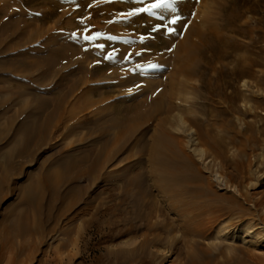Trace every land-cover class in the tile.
Masks as SVG:
<instances>
[{
  "label": "rangeland",
  "instance_id": "374dc122",
  "mask_svg": "<svg viewBox=\"0 0 264 264\" xmlns=\"http://www.w3.org/2000/svg\"><path fill=\"white\" fill-rule=\"evenodd\" d=\"M156 2L0 0V68L4 67V72L9 71L5 70L8 65L14 66L17 78H25L22 74L29 72L36 74L35 87L29 91L52 98L51 92L42 93L46 80L39 73L48 72L53 66L49 60L54 58L58 61L47 77L53 82L49 85L59 82V71L66 77L61 86L79 75L83 77L70 100L89 88L95 101L87 112L105 105L114 110L115 99L122 98L123 106H142L139 111L143 113L137 115L148 114L136 121L137 130L129 134L131 141L124 142L118 153L112 148L118 129L108 130V137L104 134V138L111 137L104 150L111 153V161L97 170L100 180L90 191L83 187L81 199L69 193L71 196L52 210L51 218L47 210L37 215L21 202L26 174L39 175V164L63 148H100L98 141H92L99 137V131L91 135L81 127L68 138L54 131L52 139L37 150L38 158L23 161L25 172L15 169L19 164L8 166L10 172L0 188V264H188L193 253L204 264H264V0H160L163 6L153 9L154 14L128 15ZM51 39L71 60L58 58L54 46L42 53L32 49L50 45ZM187 41L190 47L193 43L201 49L193 48L186 62L193 73L177 71L179 58L185 55L179 48ZM104 57L110 65L116 59L118 65L113 68L107 63L104 72L96 76L93 69ZM109 83L119 84L110 94L93 93L88 87ZM4 84L0 81V97L9 82ZM154 87L152 96L164 93L174 107L170 111L164 108L153 117L149 97ZM8 88L5 94L18 90L14 84ZM100 89L105 91V87ZM10 97L15 101L7 100L6 106L13 105L15 111L19 97ZM10 115L1 116L2 121ZM143 140L146 145L140 151ZM8 150L7 144L0 147L2 164ZM54 165L48 168L52 173V169L58 171V164ZM127 165L133 166L128 175L137 169L143 173V185L152 194L144 197L142 211L126 202L121 211L110 214L107 208L118 201L112 197L123 191L120 179L127 175L122 169ZM108 174L114 177L106 182ZM88 182L83 177L74 185ZM112 183L115 192L110 190ZM88 196L94 197L90 204L84 202ZM234 199L242 208L235 207ZM20 212L31 216L30 225H23L27 230L23 238L13 233ZM110 220L114 221L113 229L108 227ZM190 227L193 232L187 234ZM121 229L126 233L116 237ZM129 256L132 258L127 259Z\"/></svg>",
  "mask_w": 264,
  "mask_h": 264
},
{
  "label": "bare ground",
  "instance_id": "6f19581e",
  "mask_svg": "<svg viewBox=\"0 0 264 264\" xmlns=\"http://www.w3.org/2000/svg\"><path fill=\"white\" fill-rule=\"evenodd\" d=\"M146 27H144V28H146ZM200 32H202V31H200ZM200 35H202V33ZM77 38H79L81 40L80 43L83 42L81 37L78 36ZM57 40L58 39H56V42L59 43V40L58 41ZM187 40H188V36H187ZM53 41L54 40L51 39V41L49 42L50 45H47V43L40 44L38 46H35L32 49L35 50L36 52L38 51V52L42 53V52H45V50L52 48V46H54L56 48L55 52H56V55L58 56V58H63L65 56H67V58L70 59V57L68 56L69 54L68 55L64 54L62 50H60L59 48H57L55 46L56 43H55V41L54 42ZM156 44H158V43H156ZM121 46H119V47H121ZM64 47L69 48V46H64ZM122 47L124 48V46H122ZM184 47H185V49H183ZM184 47L182 46L181 48H179V49L183 50L182 53H185V55L180 53L182 56L183 55L184 56L182 59L179 58V61H181V63H179L180 65L178 64V66L180 68L177 71L180 70L181 72H184V73L185 72L191 73L193 69L190 66H189L190 68H188V66L186 65V62L189 63L188 62L190 60L189 58L192 56L191 54L194 52L193 48H196L199 51H201V49H199L200 47H198L197 44H193V43L191 44V47H190L189 42ZM123 50H125V48ZM179 51H181V50H179ZM195 51H197V50H195ZM122 53H124V51H122ZM180 54H179V56H181ZM46 58H48V57H46ZM104 59H106V58L104 57L101 64L98 65V67L93 69L96 76H99L100 73L104 72L105 65L107 63H109V65L111 63V62L106 61ZM55 60L56 59H54V58H52V61L49 60V62H52L51 65H53V66L55 65V64H53V63H55L54 62ZM115 60L116 59L111 60L114 64L110 65V67L116 68V65H118V64L116 63ZM56 61H58V60H56ZM194 62L197 63L196 61H194ZM75 64H77V66L79 68L81 67L80 62L79 63L75 62ZM53 66L52 67L50 66L51 68H48L49 69L48 72L47 71L46 72L41 71L39 73L40 78L46 80V81L44 80L45 81L44 83L42 82L44 84V85H42V88L45 89L44 91L41 90L42 93L45 91L47 92V94L51 92L53 94L52 98H48L45 95H41V94H37L35 92L29 91L30 87L31 88L35 87L34 86V84L36 82L35 78L38 77V76H35L36 74L33 76V73L29 72L28 74L27 73L22 74V75H26L25 78H24V76H21L23 78H17L15 76V68H13L14 66L8 67V65H7L5 70H9V71H6V72H4L2 69L4 67L0 68V72H2V71L4 72V74H3V72L0 74L1 75L0 81L4 82L5 84H6V82H9V84H8L9 86H12L13 84L18 86V90L16 89L14 92L13 91L11 92V90H10L9 93L7 92V94H5L6 93L5 90L9 87L6 84L8 87H6V89L3 87L5 93L3 92L4 95H2V97H0V147H3L5 144H7V146L9 147V150H8V152L5 153V157H4V159H5L4 164H6V165H4L0 162V172H1L0 173L1 174L0 188L3 187V185L6 181L7 174H9L8 172H10V170L9 171L7 170L8 166L15 168V166H16L15 164H19L18 169L17 168H15V169L18 170L19 173H21V174L23 172H25L24 171L25 170V162H23V161H25V159H27L29 157L31 159L32 158L35 159L36 157L38 158L39 152L37 153V150L39 149V151H40V148L52 139V137L54 135V131L60 132V135L67 136V138H68V136L70 137V135L73 134L76 129L81 128V127L88 129L89 133L92 131L94 132L95 130L99 131L98 132L99 137H94V139L93 140L91 139V140L94 142L98 141L99 144L101 145L100 148H98V149L97 148H91V147L88 148L87 146L85 147L82 145L81 146L76 145L75 147H71V148H68V147L63 148V150H61V152H59L58 154H52V156L49 155L51 157L47 156L48 158L45 157V159L46 158L47 159L45 161L43 160L44 162L42 161V164H39L40 168H39V166L37 167V169L39 168V170H40L39 175H38V173H37V175L32 174L33 176L26 174L25 178L27 177V180L24 182V184L21 187L22 188L21 202L23 204H25V206L29 209L32 207L35 210V213L37 215H40V214L42 215L43 211L47 210L48 211L47 213L49 215L48 217H50V215L52 214V210H54V208H56L60 202L64 201L63 200L64 198H66L67 196H71V195H68L69 193L70 194L72 193V195L74 193L76 195H73V197L76 196L78 199H81V198H79V195L81 196V193H82V192L80 193V191H82L81 189L83 187H85L86 190L90 191V189L93 188V185L95 183H97L98 180H100L99 176L101 177V173L99 174L97 170H99V168H101V166H103V165H104V167H105V165L107 166V163H110V161H111V157H110L111 153L104 151L107 148L106 144L108 145L110 138H111L110 136H109L110 137L109 139L104 138L105 135L107 136L106 132L108 130H110L111 128L118 129L119 134L116 136L115 141H113L115 143H113L114 146L112 147V148H117L115 150V152L117 151V153H118L119 151H121L122 148H124L126 141H129V140L131 141L132 138L131 139H128V138L130 137V135L134 134L132 132H135L137 130L138 126L136 124V121L138 122L139 120L144 119L148 115L147 113H146V115L145 114L137 115L138 113H143V112L139 111V109H141V107H142L141 105H139V106H123L120 102L122 98L115 99L114 110L109 109L108 105H105L103 107L98 108L97 110H94V111L92 110L91 112H87V110L93 105V104L92 105H90V104L95 101L94 99H92L90 97V93L88 90L89 88L83 90L80 93L78 92L79 95H77V97L74 101L72 100V102H71V100H70V96L73 95V93L77 90L79 85L83 82V77H80V75H79V77H75V79H72L69 82V84H66V86H64L65 84L64 85L62 84V86H61L62 80L65 79L66 77L64 76V74L61 75V72L59 71L57 75L61 79L59 80V82L54 83V85L50 86L49 84H52L53 82H52V80L50 82L47 79V77L48 76L50 77L49 73H51L50 71L52 70ZM54 71H55V69H54ZM181 72H180V74H181ZM55 73H56V71H55ZM174 74H173V76H174ZM132 77H135V76H132ZM11 79H13V80H11ZM173 79H172V81H173ZM85 82H87V81H85ZM125 82L130 83L129 80H127ZM37 84H38V82H37ZM171 84L173 85V83H171ZM99 86L105 87V91L101 90ZM99 86H96V85L94 86L93 84H91L88 87L91 88V91L93 93L101 94L102 92H104L105 94L106 93L110 94L111 91L114 92V90L117 89V86H119V84L116 85L113 83L112 84L109 83V84H105L104 86L103 85H99ZM148 86H151V84H149ZM0 87L2 88V86H0ZM9 89L10 88H8V90ZM1 90H3V89H1ZM155 90H156V87L153 88V90H152L153 92L150 91L152 93H150L151 97H149V98H151L150 100L153 103L152 108H154L153 110H151L150 116H153L155 114L157 115V114L161 113L164 110V108L169 110L172 107H174L171 104V102L169 103V101L167 100L168 96L164 95V93L160 94L159 97L154 98L152 95H153ZM145 91H147V90H145ZM38 92H40V91H38ZM147 92H149V91H147ZM10 94L12 96L16 95L19 97L15 103L20 102L21 105L19 104L18 105L19 107H17V105H16L17 109L15 108V111L13 109V105L12 106L9 105V107L6 106L7 102H8L7 100L12 99V97H10ZM29 94H31L30 97H28ZM7 96L9 97V99L7 98ZM5 98H7V99L5 100ZM30 99L31 100L34 99V100L27 103L28 100H30ZM14 101L12 99V102H14ZM15 103H13V104H15ZM33 105H35V106H33ZM11 110H12V112L13 111L14 112L11 113ZM85 111H86V113L82 114V112H85ZM79 113H81L83 116H80ZM97 114H99L100 116H96ZM4 115L5 116L10 115V116L5 117V119H3L4 123H2L3 121L1 119L2 118L1 116H4ZM132 116H133L132 120L129 119ZM93 132L91 133V135L93 134ZM127 134H128V137L126 138L125 135H127ZM75 141H77V140H75ZM73 142L74 141H70V143H73ZM141 142L142 143H140V151H143L146 144H144L145 143L144 140ZM78 144H81V143H78ZM65 146H67V144ZM117 156H118V154H117ZM16 158H19V159L21 158V159L20 160L18 159L19 161H17V160H15ZM112 158H114V157H112ZM16 161H17V163H16ZM29 161H31V160H29ZM180 161H182L183 166L190 167L185 160H180ZM139 162H140V160H138V163ZM135 163H136V161H135ZM51 164H53V165L58 164V171H55L57 167L54 165L55 170L54 169L51 170L54 172L53 173L50 172L48 168H49V166H50V168H52ZM162 164H163V162H162ZM173 165H175V164H173ZM132 168H133L132 165H127V166L122 168L123 172H125L127 174V175L124 174V176L122 175V178L120 179V181H122V184H123V187H122L123 191H122V193L120 192L121 195L116 194V195H118V197L117 196L112 197L113 199L117 198L118 201L116 203H114L113 205H111L110 208H107L108 213L113 214L118 209H119V211H121L120 209H123L121 207L123 205H127L129 202L132 203V205H134V207L136 208L135 210L137 211L138 209H141V207L144 205V202H146V200H144V197L152 194V192L148 188H145L143 185L144 175L142 172H140L137 169L135 174L128 175V174H130L129 172L131 171ZM101 169L103 170V167ZM37 172H39V171H37ZM96 172L99 174V176H97L98 174L96 175ZM83 177L88 179L89 182L87 185H85V186L78 185V184L74 185V183H79V181ZM111 177H114V176L109 175V177H105V181L106 182L110 181ZM108 179H110V180H108ZM109 186H110V190H112V191L116 188V186L113 185V183ZM166 189H168V188H166ZM120 190H122V189H120ZM169 191H171V190H169ZM114 192H115V190H114ZM78 193H80V194H78ZM96 195H94V196H96ZM97 197H98V195H97ZM77 198L75 200H77ZM93 200H94V197L91 198L88 196V198H85L84 202L87 204H90ZM76 202H78V201H76ZM126 202H128V203H126ZM148 203H146V204H148ZM87 204H85V205H87ZM235 204H236L235 207L238 206L240 208L242 206L241 202H239L238 200H235ZM186 206L184 209H186ZM129 207H131V206H129ZM125 208H126V206H125ZM198 209H199V207H198ZM215 209H213V211H215ZM218 209L219 208H217V210ZM229 210L231 211L232 209H229ZM229 210H227V211L229 212ZM247 210H249V208H247ZM122 211H124V210H122ZM140 211H142V209ZM223 211H224V209H223ZM223 211H221V212H223ZM227 211H224V212H227ZM28 215L29 214H27L26 212H20L18 214L17 219L15 220V222L13 224L14 225V227H13L14 232L13 233L15 235L22 237L26 233L27 230L25 229V226L27 225V223L29 225L31 223L30 222L31 216L30 215L28 216ZM138 215L140 216V214H138ZM131 218L132 217H130L129 221L131 220ZM125 221H128V220L125 219L124 222ZM182 221H183V219H182ZM113 222H112V220H110V226H108L109 228L113 227V224H114ZM183 222L185 223V221H183ZM183 224L181 227H184V230H185V226ZM23 225H25V226H23ZM106 225H107V222H106ZM108 225H109V223H108ZM133 227H135V225H131L130 228H133ZM136 227H137V225H136ZM187 227H189V226H187ZM29 228H28V230H29ZM169 228H170V226H169ZM172 228H174V227H172ZM186 230H187L186 231L187 234H188V232L189 233L191 232V234L193 232L191 227L187 228ZM251 232L252 231L249 230L248 233H251ZM125 233H126L125 230H122V229L120 231L118 230L116 237H119ZM191 234H189V235H191ZM199 234H200V232H199ZM194 238H192V239H194ZM194 255H195L194 253L190 255L188 264H204V262H202V260L200 258H198ZM128 258L130 259L132 257L129 256V257H127V259ZM118 261H121V260H118ZM146 261L147 260H145V262Z\"/></svg>",
  "mask_w": 264,
  "mask_h": 264
},
{
  "label": "snow or ice",
  "instance_id": "6c2138e0",
  "mask_svg": "<svg viewBox=\"0 0 264 264\" xmlns=\"http://www.w3.org/2000/svg\"><path fill=\"white\" fill-rule=\"evenodd\" d=\"M163 5L160 3V0H157V2L156 3H154V4H151V5H149V6H147V7H144V8H138V9H135L132 13H129L128 15H133V14H135V13H137V12H149V13H152V14H154L153 13V9H157V8H160V7H162ZM178 17L177 18H175V19H173L172 20V23L173 24H175L177 21H178ZM170 32H174L175 31V29L174 28H169L168 29ZM92 37H86V39H91ZM153 67H155V66H153Z\"/></svg>",
  "mask_w": 264,
  "mask_h": 264
}]
</instances>
